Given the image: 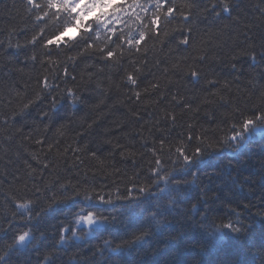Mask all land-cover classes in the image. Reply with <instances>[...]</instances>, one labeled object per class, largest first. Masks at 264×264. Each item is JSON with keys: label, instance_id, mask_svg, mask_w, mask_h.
I'll return each mask as SVG.
<instances>
[{"label": "clouds", "instance_id": "1", "mask_svg": "<svg viewBox=\"0 0 264 264\" xmlns=\"http://www.w3.org/2000/svg\"><path fill=\"white\" fill-rule=\"evenodd\" d=\"M195 3L197 6L191 10L190 20L181 21L176 27L167 23L164 29L167 36L150 37L139 53L135 52L134 44L127 45L126 38L114 40L111 32H106L103 22L92 20L87 28L78 30L69 12H62L57 17L55 10L46 7L45 0H41L45 7L39 13L34 11V18L30 17L22 40L16 39L15 32L0 34V62L17 64L22 59L30 71V81H22L0 67V264H18L17 254L23 246L33 242L31 264H44L45 261L52 264L58 248L72 240L90 238V232L84 235L79 232L91 225L115 226L118 233L121 227L111 213L81 205L102 202L111 205L110 208L126 206L130 204V197L149 193L154 186L158 188L157 181L170 180L174 166L187 164L206 152L223 149L229 142L233 123H240L243 116L256 119L257 125L264 124L257 119L264 114V0H245L243 9L234 0H195ZM224 5L228 10H224ZM45 12L47 15L42 20L35 18ZM176 16H180L179 13ZM201 24L204 26L200 27ZM185 37H189L187 44L183 43ZM122 48L126 60L135 58L136 64L126 63L125 67L140 81L139 87H132L130 94L134 95L137 89L143 96L146 88L149 93L179 88L185 81L193 84L203 81V88L213 86L209 81L215 78L221 89L234 97L228 101L230 115L217 116L211 130L201 127L199 136L204 139L196 138L195 123L190 129L193 132L191 140L183 135L189 128H183L177 137L174 133L177 120L165 116L166 112H172L169 109H161L156 123L145 121L150 127L136 144L122 134L112 136L110 129H101L98 123H103L106 118L102 109L112 110L113 105L107 104L112 91L122 92L127 97L126 86L131 81L122 72L118 79L102 87L103 71L108 69L106 52L112 51L114 58L119 59ZM145 49L147 63L141 58ZM153 60L159 63L153 64ZM65 65L69 76L77 71L75 79L63 76ZM213 65H222L221 72L211 71ZM89 67L92 71H88ZM137 67L141 69L139 72ZM193 72L198 73V77L193 76ZM147 76L150 79H145ZM221 76L224 77L222 84ZM44 77H47L46 84ZM141 83L146 87L141 88ZM152 84L159 87L152 88ZM123 103L119 99L113 102ZM138 103L149 104L143 98L132 100L125 105L131 116L136 113L131 111L132 107ZM58 112L60 118L54 120L53 115ZM122 122V119L114 121ZM158 134L159 141L163 139L164 144L161 146L153 140L152 147L163 163L153 164L155 154L152 152L151 157L148 156L145 143ZM41 137L46 152L39 147ZM121 140L124 143L118 142ZM33 144L35 150L29 151L28 146ZM177 147L185 149L190 157L188 161L177 154ZM69 150L79 155L73 157ZM24 152L36 162L35 167L27 160H23L21 166ZM130 158L135 160L131 165L132 176L125 172ZM146 158L145 171L143 161ZM42 164L47 165L43 170ZM137 164H141L140 170L136 169ZM258 174L264 177V168ZM113 177L121 178L115 180ZM261 195L264 197V191ZM214 199L215 193H212L210 197H192L190 200L185 196L181 202L190 213L186 226L195 233L194 240L203 247L210 242L209 232L212 231L221 232L226 238L248 241L250 258L245 264H264V243L257 245L252 240L253 218L264 220V203L240 200L217 209ZM72 200L79 202L76 209L65 214L58 223L55 239L45 243L41 218L56 205ZM17 202L26 206L18 207ZM142 205L143 211L128 219L122 235L109 234L115 248L150 242L159 235L160 221L156 218L171 214L163 202L159 207L154 206L153 197L145 198ZM88 213L94 216L93 223H77L78 216ZM76 225L82 226L79 231ZM20 236L24 239H19ZM107 243L108 239L101 240L88 252L82 248L69 250L64 247L62 264H97V256ZM77 257L78 261L75 260Z\"/></svg>", "mask_w": 264, "mask_h": 264}, {"label": "trees", "instance_id": "2", "mask_svg": "<svg viewBox=\"0 0 264 264\" xmlns=\"http://www.w3.org/2000/svg\"><path fill=\"white\" fill-rule=\"evenodd\" d=\"M41 2V0H38ZM184 0H177V4L183 3ZM234 3L243 9L245 0H234ZM30 7V6H28ZM30 17L34 18V11L28 12L25 8V0H0V34L7 35L9 32L16 33V39H23V34L27 33ZM184 18L175 16L171 19L170 27H176ZM203 27L204 25H199ZM137 24H132L133 29H137ZM119 28H124V24H120ZM178 31H185L178 29ZM30 38V34H29ZM141 58L147 61V54ZM127 63V60L124 61ZM153 64L157 61L153 60ZM0 67H4L5 71H11L13 78L22 81H30V71L25 66L23 60L17 64H4L0 62ZM222 65H213L211 71L221 72ZM100 68L104 69L101 64ZM154 70V69H153ZM88 71H92L89 67ZM123 69H121V73ZM109 69L103 71L102 87H107L109 82ZM72 75L77 76V71H73ZM69 79H71L69 77ZM113 81L118 79V74L112 73ZM145 79H150L147 76ZM215 80V78H211ZM216 81V80H215ZM224 82V77L221 76L220 83ZM200 84H193L185 81L184 85L179 88L164 89L157 93H148L143 95L145 101L149 104L133 106L131 111H136L137 116H131L129 109L125 105L130 104L132 100H136L135 95L130 94L132 86L127 85L129 95L125 97L122 92L112 91L111 98L107 100V104L113 105L112 110L103 108L102 111L106 114L100 128H108L112 136L124 135L128 141L136 144L141 140V135L148 130L150 125H145V121H152L156 123L157 117L161 115V109H169L176 113L177 127L174 128V133L177 137L180 135L183 128H188L189 125L196 124V135H200V128L211 130L213 123H216V117H223L231 109L228 103L234 97L221 89L220 84L215 83L213 86L201 87ZM23 87V84H21ZM146 87L145 83H141V88ZM140 89H137L139 91ZM219 90V94H216ZM176 96L177 100H172ZM181 97L183 98L181 100ZM224 97V99H221ZM123 100V104H113L116 100ZM188 103L191 109L184 108V104ZM151 105V106H149ZM137 108H140L137 111ZM60 118V113H55L53 119ZM123 120L122 123H114V121ZM170 119V118H169ZM163 127L164 125H160ZM223 127V125H220ZM27 131V129H25ZM77 131H81L77 129ZM155 131V129H153ZM232 129L230 130V135ZM193 135V132L191 131ZM81 135L83 132L81 131ZM183 135L187 138L190 133L184 131ZM203 138V137H202ZM30 139V138H29ZM159 143V134L152 137L145 143V148L148 150V156L151 157L152 141ZM81 143L83 141H80ZM124 143L123 140L118 141ZM46 150L44 138L41 137L39 145ZM29 151H34L36 145H29ZM135 151V148L132 149ZM21 151H23L21 149ZM264 124L250 127L243 132L242 136H237L236 139H229V142L220 150H213L204 153L202 156L193 161L184 164L176 165L170 173V180L157 181L156 186L150 190L149 193L143 194L140 197H130V204L126 206L117 205L115 208H110L111 205L102 202H92L86 205H81L92 209H103L111 213L115 217L116 224L121 227V230L116 233L115 226L105 225H91L80 235L85 232H90L91 237L86 241L72 240L69 242L67 249L82 248L85 252L90 251L99 241L108 239L104 250L97 256V264H245L250 258L248 241L237 240L231 237L226 238L221 232H209V243L201 246L194 240L195 233L186 226V220L190 213L187 212L184 201L185 196L189 200L192 197H210L215 193L213 204L217 209L223 207L227 203H238L240 200L248 202L249 200H256L257 203H264L262 191H264V177L258 173L261 168H264ZM69 155L75 157L78 153H73L69 150ZM117 159H122L117 157ZM23 160H27L33 167L36 162L31 160L27 152H24ZM7 162V158H5ZM79 163V162H78ZM135 160L130 158L127 161L125 172L128 176H132L131 165ZM144 170H147V158L143 161ZM120 167V165H117ZM43 170L45 165H40ZM136 169H141V164L136 165ZM47 175V173H44ZM75 172L72 173L75 176ZM17 175H19L17 173ZM121 177H113L119 180ZM134 178V177H133ZM101 182H104L101 180ZM132 187L131 184L128 185ZM233 188L242 191L234 190ZM147 197H153V204L159 207L161 202L165 203L170 209V215L159 216L156 219L160 221L158 226L159 235L154 236L153 239L144 245H129L122 248H115L112 236L122 235L124 228L127 225L130 217H135L143 211L142 202ZM124 202V203H129ZM78 201L72 200L61 203L55 206L54 210L46 213L41 218V224L45 233V243H49L55 239L58 223L64 218L69 211H74L78 205ZM125 207V208H124ZM124 208V209H123ZM254 226L252 232V240L259 245L264 243V220L260 218H253ZM171 225V227H170ZM81 225H76L77 230L81 229ZM33 243H29L20 250L17 254L19 256L18 264H31L34 253L31 249ZM64 247L57 249V254L52 258V264H62L64 258ZM76 261L79 257L75 258ZM44 264H48L47 261ZM75 264V262H74Z\"/></svg>", "mask_w": 264, "mask_h": 264}, {"label": "snow or ice", "instance_id": "3", "mask_svg": "<svg viewBox=\"0 0 264 264\" xmlns=\"http://www.w3.org/2000/svg\"><path fill=\"white\" fill-rule=\"evenodd\" d=\"M46 7L51 10H55L57 17L62 12H69L74 21L76 28L83 29L87 28L89 22L92 20L100 21L105 23L106 32H111L114 40L119 41L120 39H125L127 45L131 47L135 45V52L139 53L141 48H143L150 37H160L167 36V32L164 31L165 25L171 23V19L176 16L177 13L184 18V21L191 19V10L196 7L195 0H184L183 3L177 4V0H45ZM45 4H41L38 0H25L26 11L37 13L45 7ZM30 6V7H28ZM187 9V10H185ZM224 10H228V6L224 5ZM47 15L45 12L43 15H37L35 18L42 20L44 16ZM124 24V28L127 29L125 32L124 29L119 28L120 24ZM132 24H137V29L132 28ZM190 37V33H189ZM189 37H185L183 43L187 44L189 42ZM33 40L35 37L32 38ZM59 39V38H58ZM49 44L52 42L49 41ZM155 41H153V45ZM147 49H145V54ZM83 55V53H81ZM114 53L112 51H107L105 56V64L109 69V82L113 81L112 73L121 74V69L127 75V80L131 81L130 86L139 87V78L135 76L134 72L128 71L125 67L124 61L126 60L123 55V48L121 49V56L119 59L114 58ZM253 58L254 54H253ZM35 59V56L32 57ZM147 63V61H144ZM74 63V62H73ZM127 63L136 64V60L133 57L127 58ZM159 63V61H157ZM104 69L101 68V71ZM141 69L136 68V71L139 72ZM62 74L65 78L75 79V75L69 76L68 66L63 67ZM91 75V73H89ZM193 76L198 77V73L193 72ZM43 83H47V77H44ZM210 85L216 83L215 80L209 81ZM119 85H117L118 87ZM152 88H158V84H152ZM71 92V89H68ZM147 88L145 89L144 94H148ZM143 94V95H144ZM216 94H219V90H216ZM136 100L139 101L143 98L140 91L134 93ZM183 98L181 97V100ZM224 99V97H221ZM172 100H177L176 96L172 97ZM149 101H145L148 103ZM184 108L191 109V106L188 103L184 104ZM138 113H134V116H137ZM226 116L230 113H225ZM165 116L172 120H176V113L166 112ZM261 122H264V114H261L258 118ZM257 126V120L253 119L250 116H243L240 120V123H233L232 133L228 137L229 139H236L237 136H242L243 132L248 130L250 127ZM191 125L188 126L190 135L187 139L191 140L193 135L191 134ZM59 131V129L57 130ZM197 139H204L200 136L196 137ZM41 143V141H39ZM161 146L164 144V140L159 141ZM198 150V149H197ZM194 150V151H197ZM152 152L155 154L153 157V164H162L163 161L160 158V155L156 153V150L153 148ZM176 152L178 155L182 156L185 161L190 159L189 155L182 147H177ZM47 167V165H45ZM156 169H154L155 171ZM90 198V197H87ZM103 199V197H101ZM18 207H25L26 205L17 202ZM94 216L92 213L88 215H81L77 217V223L81 221L86 224H91L94 222ZM19 239L23 240L24 237L20 236Z\"/></svg>", "mask_w": 264, "mask_h": 264}, {"label": "rangeland", "instance_id": "4", "mask_svg": "<svg viewBox=\"0 0 264 264\" xmlns=\"http://www.w3.org/2000/svg\"><path fill=\"white\" fill-rule=\"evenodd\" d=\"M124 208H125V207H124ZM124 208H123V209H124Z\"/></svg>", "mask_w": 264, "mask_h": 264}]
</instances>
